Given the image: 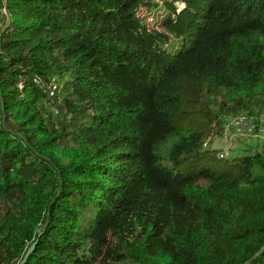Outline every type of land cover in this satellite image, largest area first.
Segmentation results:
<instances>
[{
    "label": "trees",
    "instance_id": "obj_1",
    "mask_svg": "<svg viewBox=\"0 0 264 264\" xmlns=\"http://www.w3.org/2000/svg\"><path fill=\"white\" fill-rule=\"evenodd\" d=\"M176 1L0 0V264H264V150L201 161L183 84L264 110V0Z\"/></svg>",
    "mask_w": 264,
    "mask_h": 264
},
{
    "label": "rangeland",
    "instance_id": "obj_2",
    "mask_svg": "<svg viewBox=\"0 0 264 264\" xmlns=\"http://www.w3.org/2000/svg\"><path fill=\"white\" fill-rule=\"evenodd\" d=\"M152 1L162 4L165 0ZM182 1L175 2L177 12L186 6V3ZM161 13V8L150 10L143 6L138 12L139 16L146 21L147 27L151 30L157 28ZM8 20L9 14L3 10V15H0V27H6ZM183 84L187 88L186 94L189 100L187 109H194L200 112L203 127L206 129L202 150L209 152L204 153L205 158L201 161H212V167L220 168V164H223L225 160L218 159V153L228 145L230 147L226 157L228 160L242 156L244 153L251 152L252 150L263 149L264 138L261 135H264V110L255 109L253 113L249 110L234 112V110L230 109L233 107V104L227 103V100L224 98L207 94L204 90L195 89L193 85L185 80H183ZM56 113L53 111V114ZM195 115H198V113L194 114L188 111L183 114L184 117L182 119L191 122ZM226 130L225 135L224 131ZM205 142H208V144L204 145ZM68 144L72 145V143ZM170 145L171 143H168L166 148H169Z\"/></svg>",
    "mask_w": 264,
    "mask_h": 264
},
{
    "label": "built area",
    "instance_id": "obj_3",
    "mask_svg": "<svg viewBox=\"0 0 264 264\" xmlns=\"http://www.w3.org/2000/svg\"><path fill=\"white\" fill-rule=\"evenodd\" d=\"M3 10H4V12H5V11L7 12V10H6L5 8H3L2 11H3ZM226 132H227V130L224 131V134H225V135H226ZM261 137L264 138V135H263V136L261 135ZM207 144H208V142H205V143H204V145H207ZM229 149H230L229 145L226 146V147H224V148L222 149V151L218 153V158H224V159H225V158L227 157V155H228V151H229ZM262 150H264V145H263V149H262Z\"/></svg>",
    "mask_w": 264,
    "mask_h": 264
},
{
    "label": "water",
    "instance_id": "obj_4",
    "mask_svg": "<svg viewBox=\"0 0 264 264\" xmlns=\"http://www.w3.org/2000/svg\"><path fill=\"white\" fill-rule=\"evenodd\" d=\"M34 247H35V243H33V244L29 247V249L27 250V252H26V254H25V256H24V258H23V260H22V262H21V264H25V263H26L28 257L30 256L31 252L33 251Z\"/></svg>",
    "mask_w": 264,
    "mask_h": 264
}]
</instances>
